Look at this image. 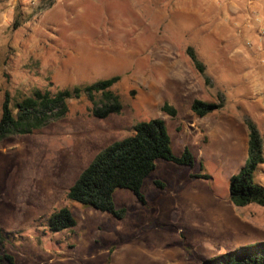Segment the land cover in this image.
I'll return each mask as SVG.
<instances>
[{"label": "rangeland", "instance_id": "374dc122", "mask_svg": "<svg viewBox=\"0 0 264 264\" xmlns=\"http://www.w3.org/2000/svg\"><path fill=\"white\" fill-rule=\"evenodd\" d=\"M184 6L0 0V116L7 91L15 99L37 87L55 91L114 76L124 104L121 113L97 118L84 94L69 101L65 117L0 141V229L15 264H202L264 241V205L237 206L230 195V178L249 157L242 118H257L255 95L229 60L201 47L210 83L188 73L187 47L199 35L188 29ZM219 94L222 108L204 117L193 112L195 99L219 101ZM165 102L177 108L176 117L163 111ZM153 118L165 121L176 155L193 152L194 166L158 159L142 189L147 203L116 189L117 206L128 209L124 218L68 198L99 151ZM255 181L264 185L261 170ZM65 206L78 224L52 231V213Z\"/></svg>", "mask_w": 264, "mask_h": 264}, {"label": "trees", "instance_id": "16d2710c", "mask_svg": "<svg viewBox=\"0 0 264 264\" xmlns=\"http://www.w3.org/2000/svg\"><path fill=\"white\" fill-rule=\"evenodd\" d=\"M187 54L209 84L206 65L200 60L195 48L188 46ZM119 79L114 76L55 91L37 87L30 94L15 99L7 91L0 116V141L17 134H32L65 117L69 112V101L80 99L84 94L90 101L88 110L92 116L106 118L113 113H121L123 100L113 90V85ZM218 98L219 101L195 99L192 103L193 112L204 117L222 108L224 98L221 94ZM162 109L173 117L178 114L177 108L169 102H165ZM245 122L249 129V157L240 173L230 178L231 200L237 206L251 203L264 205V185L255 181L258 169L264 164V136L253 120L246 117ZM158 159L188 166H194L196 162L189 148L181 155L174 153L171 136L163 119L139 121L133 125L132 134L109 144L96 154L69 188L67 196L71 200L124 218L128 209L117 206L114 198L116 189H130L141 201L147 203L142 189L145 180L156 170ZM155 183L163 188L167 185L161 179H155ZM77 224L76 216L67 206L53 212L49 219L52 231L74 228ZM5 248L6 237L0 229V264H15V257ZM202 264H264V241L242 246L215 258H207Z\"/></svg>", "mask_w": 264, "mask_h": 264}, {"label": "crops", "instance_id": "0c3cea01", "mask_svg": "<svg viewBox=\"0 0 264 264\" xmlns=\"http://www.w3.org/2000/svg\"><path fill=\"white\" fill-rule=\"evenodd\" d=\"M173 1L183 7L188 5L191 24L188 29H194L199 35L191 46L196 51L198 47L204 48L223 62L229 60L230 68L239 73L255 95L257 118L253 120L244 115L242 120L245 122L246 117L253 120L264 136V0ZM154 13L158 12L154 10ZM192 64L193 67L188 64V73L195 74L198 70L193 61ZM192 122L198 128L199 122L195 119ZM259 170L264 173V167Z\"/></svg>", "mask_w": 264, "mask_h": 264}]
</instances>
